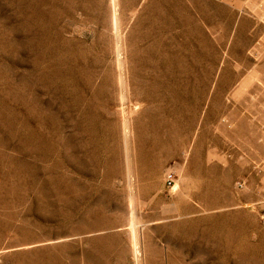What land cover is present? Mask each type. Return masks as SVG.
<instances>
[{
    "label": "rangeland",
    "instance_id": "374dc122",
    "mask_svg": "<svg viewBox=\"0 0 264 264\" xmlns=\"http://www.w3.org/2000/svg\"><path fill=\"white\" fill-rule=\"evenodd\" d=\"M0 264H264V0H0Z\"/></svg>",
    "mask_w": 264,
    "mask_h": 264
},
{
    "label": "bare ground",
    "instance_id": "6f19581e",
    "mask_svg": "<svg viewBox=\"0 0 264 264\" xmlns=\"http://www.w3.org/2000/svg\"><path fill=\"white\" fill-rule=\"evenodd\" d=\"M112 1H114V0H112ZM115 52H116V59H117V66L118 67H120V60H121V55H120V44H119V41L116 39V41H115ZM118 85H119V87L120 88H122L123 89V85H124V79H123V76H122V74L121 73H118ZM122 91V90H121ZM123 92V91H122ZM123 93H120V99H122L123 98V95H122ZM126 124H124L123 125V130L122 131H124V135L125 134H127L126 133ZM125 147H126V144H125ZM125 159H126V162H127V164H126V168H127V171L129 172V162H128V156H127V151L125 150ZM129 202H131V197H129ZM131 221H132V219H131ZM130 226H132V224L130 225ZM133 227H135L134 225H133ZM130 232H131V230H130ZM131 235H132V239L133 240H135L136 239V237H135V233H134V231L132 230V232H131ZM132 240V241H133ZM137 240V239H136ZM136 240L134 241V242H136ZM133 252H134V255L137 257V250H136V247L134 246V248H133Z\"/></svg>",
    "mask_w": 264,
    "mask_h": 264
},
{
    "label": "built area",
    "instance_id": "2783aa9c",
    "mask_svg": "<svg viewBox=\"0 0 264 264\" xmlns=\"http://www.w3.org/2000/svg\"><path fill=\"white\" fill-rule=\"evenodd\" d=\"M164 183H165V185H166L167 188H171V186H172V184H173V174L168 173V174L165 176ZM235 186H236L238 189H242V187H243L242 183H240V182H237Z\"/></svg>",
    "mask_w": 264,
    "mask_h": 264
}]
</instances>
